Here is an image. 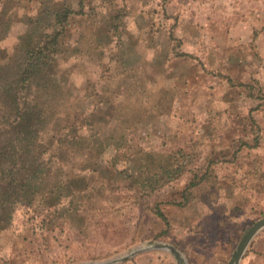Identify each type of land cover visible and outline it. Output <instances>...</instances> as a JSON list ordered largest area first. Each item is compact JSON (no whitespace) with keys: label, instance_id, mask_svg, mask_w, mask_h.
<instances>
[{"label":"rangeland","instance_id":"374dc122","mask_svg":"<svg viewBox=\"0 0 264 264\" xmlns=\"http://www.w3.org/2000/svg\"><path fill=\"white\" fill-rule=\"evenodd\" d=\"M64 7L76 13L62 88L43 101L51 136L87 119L85 146L55 138L45 154L53 215L0 213V264L105 261L158 242L188 264H228L264 218V0H0V84L20 70L22 37L53 31ZM115 264L178 262L152 249ZM239 264H264V229Z\"/></svg>","mask_w":264,"mask_h":264},{"label":"trees","instance_id":"16d2710c","mask_svg":"<svg viewBox=\"0 0 264 264\" xmlns=\"http://www.w3.org/2000/svg\"><path fill=\"white\" fill-rule=\"evenodd\" d=\"M75 13L72 7L52 11L53 31L26 33L20 70L0 84V213L12 216L18 203H27L39 213L53 215L61 189L44 184L49 170L45 154L55 138L64 152L85 146L87 119L75 121L73 135L51 136L48 116L52 107L43 101L62 88L55 75L56 61L64 52V38ZM159 215L165 219L161 211Z\"/></svg>","mask_w":264,"mask_h":264},{"label":"water","instance_id":"95a60500","mask_svg":"<svg viewBox=\"0 0 264 264\" xmlns=\"http://www.w3.org/2000/svg\"><path fill=\"white\" fill-rule=\"evenodd\" d=\"M262 229H264V218L255 222V224L247 231L244 238L240 242L238 250L234 253L233 257L231 258L228 264H239L240 263L248 245L250 244L254 236ZM152 249L170 251L176 257L178 264H188L186 258L182 255V253L176 247H174L173 245H170L167 243H161V242L148 245V246L138 247L119 257H115V258L108 259L105 261H89V262H84L80 264H115L118 262L125 261L129 257H132L141 251L152 250Z\"/></svg>","mask_w":264,"mask_h":264}]
</instances>
